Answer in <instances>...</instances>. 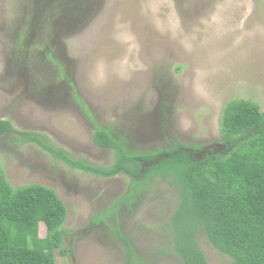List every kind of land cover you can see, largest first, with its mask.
<instances>
[{"label": "rangeland", "instance_id": "obj_1", "mask_svg": "<svg viewBox=\"0 0 264 264\" xmlns=\"http://www.w3.org/2000/svg\"><path fill=\"white\" fill-rule=\"evenodd\" d=\"M74 1L0 0V119L17 130L106 168L114 151L94 142L96 123L130 152L180 143L201 158L226 147L230 100L264 112V0ZM0 166L13 186L52 187L66 204L55 264H127L123 238L133 264H183L168 179L150 177L129 199L127 173L79 169L15 131L0 136ZM197 239L209 264H231L203 229Z\"/></svg>", "mask_w": 264, "mask_h": 264}, {"label": "trees", "instance_id": "obj_2", "mask_svg": "<svg viewBox=\"0 0 264 264\" xmlns=\"http://www.w3.org/2000/svg\"><path fill=\"white\" fill-rule=\"evenodd\" d=\"M95 125L94 142L114 151L110 167L73 159L30 132L17 130L10 120L0 119V136L18 132L70 165L102 176L127 173L132 178L129 199L154 175L177 185L179 201L170 225L183 264H209L198 244L200 229L215 248L232 257L231 264H264V112L258 103L230 100L220 125L226 147L201 158L194 155L197 148L180 143L168 150L133 153L108 129ZM140 159L150 165L143 171ZM66 218L67 206L52 187L40 183L15 187L0 166V264H55V251L65 248ZM123 239L127 264H133V247Z\"/></svg>", "mask_w": 264, "mask_h": 264}, {"label": "flooded vegetation", "instance_id": "obj_3", "mask_svg": "<svg viewBox=\"0 0 264 264\" xmlns=\"http://www.w3.org/2000/svg\"><path fill=\"white\" fill-rule=\"evenodd\" d=\"M82 4H83V2H78L77 4H75V6H76L75 8L78 9V7H79L80 5H82ZM75 8H74L73 11L76 10ZM73 11H72V8H71V9L67 12V14H66L67 16H66V17H68V18L71 17L72 14H74ZM68 14H69V15H68ZM63 19H64V17H63ZM140 161H141V164H142V169H141V170L143 171L144 169H146V167H147L146 165H148V164L146 163V161H143V160H141V159H140Z\"/></svg>", "mask_w": 264, "mask_h": 264}]
</instances>
